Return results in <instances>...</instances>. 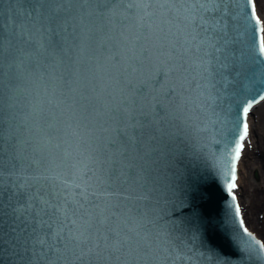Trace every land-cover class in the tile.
<instances>
[{
  "label": "snow or ice",
  "instance_id": "obj_1",
  "mask_svg": "<svg viewBox=\"0 0 264 264\" xmlns=\"http://www.w3.org/2000/svg\"><path fill=\"white\" fill-rule=\"evenodd\" d=\"M4 2L0 243L19 264H264L235 194L264 101L257 0H8L7 15ZM194 90L220 108L211 167L230 200L215 221L185 214L160 176Z\"/></svg>",
  "mask_w": 264,
  "mask_h": 264
},
{
  "label": "water",
  "instance_id": "obj_2",
  "mask_svg": "<svg viewBox=\"0 0 264 264\" xmlns=\"http://www.w3.org/2000/svg\"><path fill=\"white\" fill-rule=\"evenodd\" d=\"M7 9L8 0H5L6 15ZM236 55H239V51L236 52ZM229 87L232 86L229 85ZM217 90L223 91L219 84L217 89L211 91V96L214 97ZM191 95L194 104L191 105V111L185 115L186 124L176 121L181 126L179 129H172L173 132H179L180 140L176 141L174 145L179 150L173 151L166 160H161L160 176L164 184L177 190V195H180L181 191L183 192L186 201L183 209L185 214L194 210L196 213L215 221L219 220L222 213L226 211V202L230 200L222 186L213 179L214 169L211 167L212 160L219 157L221 147L215 143L216 140L220 139L218 134L220 125L216 116V113L220 112V108L213 103L208 91H205L203 96H198V91L194 90ZM10 197L11 192L5 185L2 196H0L5 206L8 205ZM12 202L15 203V199H12ZM162 206L163 202L160 205L153 202L152 205L154 208ZM4 211L7 212L10 209L5 207ZM149 215L151 216L153 213L150 211ZM242 217L244 219L243 212ZM3 219L6 223L8 222L6 215ZM162 223L163 221H161ZM208 238L226 254L233 255V248L222 240L219 233L209 232ZM0 248L5 249L0 256L4 264H13L14 261L19 264L17 258L8 250L10 244L6 234L3 237V242L0 243Z\"/></svg>",
  "mask_w": 264,
  "mask_h": 264
},
{
  "label": "rangeland",
  "instance_id": "obj_3",
  "mask_svg": "<svg viewBox=\"0 0 264 264\" xmlns=\"http://www.w3.org/2000/svg\"><path fill=\"white\" fill-rule=\"evenodd\" d=\"M257 3L259 14L264 19V0H257ZM253 120L259 121V117L254 116ZM259 140L260 146L255 153L251 154L259 168L252 170L248 162L253 158L246 157L245 165L250 173L242 180V183H239L237 192L246 225L264 239V133L259 135Z\"/></svg>",
  "mask_w": 264,
  "mask_h": 264
},
{
  "label": "bare ground",
  "instance_id": "obj_4",
  "mask_svg": "<svg viewBox=\"0 0 264 264\" xmlns=\"http://www.w3.org/2000/svg\"><path fill=\"white\" fill-rule=\"evenodd\" d=\"M254 116L259 117V121L255 122L253 120ZM248 121H249V126H250V134H249L248 139L245 141V147H244V150L242 153V158L238 164V180H237L238 185H239V183H242V180L247 177L248 173H250L248 171V169H246V165H245L246 157H248V158L250 157L252 159L253 157H251V154H253V152L255 153L257 151V148L260 146L259 135L264 133V101H260L259 103L254 105L253 109L250 111ZM250 146L252 147V149ZM248 163H249V166L250 165L252 166V170H256L257 168H259L256 165V161L254 160V158L252 161L249 160ZM237 191H238V189L235 190V194L238 197V201L240 203V197L238 196ZM240 206H241V204H240ZM243 216H244V214H243ZM244 220H245V218H244ZM245 223H246V221H245ZM253 233L258 238H260L255 232H253Z\"/></svg>",
  "mask_w": 264,
  "mask_h": 264
}]
</instances>
